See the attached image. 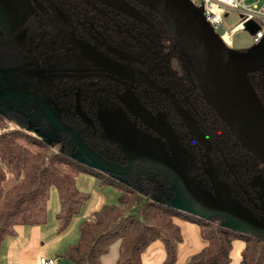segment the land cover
Here are the masks:
<instances>
[{
  "label": "flooded vegetation",
  "instance_id": "af4514ba",
  "mask_svg": "<svg viewBox=\"0 0 264 264\" xmlns=\"http://www.w3.org/2000/svg\"><path fill=\"white\" fill-rule=\"evenodd\" d=\"M120 2L129 6L131 14H139L145 21L139 22L118 11L115 5ZM162 24L153 11L134 0H0L1 33L11 39L16 33H23V42L16 43L13 51L17 60H23L24 49L31 53L37 72L31 80L34 85L22 87L50 101L51 107L59 112L60 120L85 143V139L96 141L99 151H94L98 155L120 165L126 164L120 147L104 138L98 117H105V111H122L142 135L157 138V134L127 110L122 97L130 96L143 107L150 120L168 129L193 154L194 175L203 185L211 188L202 169L212 167V178L228 186L233 196L246 203L242 192L245 189L257 206H261L250 184L257 178L264 180V165L242 149L229 131L227 135L222 126L198 110L196 102L201 95L198 85ZM29 25L34 28L31 36L27 35ZM26 44L31 46L30 50L25 48ZM44 53L47 60L42 59ZM92 53L106 58L108 66L114 70H121L117 66L120 65L139 73L156 88L106 71L101 67V60ZM170 55L178 59L176 69L170 66ZM248 78L264 109V73L253 72ZM42 79L47 82L44 87L39 84ZM45 87L54 92L40 96L47 90ZM77 106L90 118L91 127L76 113ZM177 109L191 118L205 146L191 136ZM135 170L155 172L141 163L135 165L128 176Z\"/></svg>",
  "mask_w": 264,
  "mask_h": 264
},
{
  "label": "trees",
  "instance_id": "16d2710c",
  "mask_svg": "<svg viewBox=\"0 0 264 264\" xmlns=\"http://www.w3.org/2000/svg\"><path fill=\"white\" fill-rule=\"evenodd\" d=\"M162 27L165 29L163 24ZM33 31L29 25L27 35L31 36ZM166 33L176 45L167 30ZM25 48L30 50L31 46L26 44ZM169 58L171 68L176 69L178 59L172 55ZM20 60L26 68L34 70L33 58L27 50L24 49V61ZM32 79L33 76L22 78L19 86H33ZM39 82L41 87L47 83L44 79ZM45 88L40 96L54 92ZM196 105L228 135L227 128L201 95ZM85 141L99 151L96 141ZM76 152L71 135L50 124L33 98L17 96L0 101V246L6 238L16 235L19 226L47 224L52 192L58 204L54 215L56 233L62 235L70 231L73 218L89 199L88 194L76 187L77 176L86 172L93 175L99 185L117 189V202L103 205L94 212V221H82L78 225L76 243L58 253V260L66 264H103L102 258L116 243V264H142V254L159 240L166 252L163 264H173L176 246L182 241L180 228L173 221L179 218L196 223L205 243L185 264H229L233 243L238 240L244 242L239 264H264V235L238 234L224 229L216 217L207 221L169 208L166 205L169 179L162 174L135 170L126 180L118 181L78 162L74 158Z\"/></svg>",
  "mask_w": 264,
  "mask_h": 264
},
{
  "label": "water",
  "instance_id": "95a60500",
  "mask_svg": "<svg viewBox=\"0 0 264 264\" xmlns=\"http://www.w3.org/2000/svg\"><path fill=\"white\" fill-rule=\"evenodd\" d=\"M134 1L150 9L161 19L178 46L187 68L193 74L204 102L240 147L264 165V109L248 78L253 72L264 73V39L243 50L233 49L224 44L203 14L189 0ZM115 6L118 11L135 20L145 21L141 15L131 14L127 4L120 2ZM247 29L250 32L255 30L252 27ZM92 54L101 60V67L106 71L156 88L139 73L120 65L117 66L123 71L114 70L108 66L106 58ZM90 59L97 63L95 59ZM17 96L33 98L50 124L58 131L72 136L77 150L74 158L87 168L122 181L128 177L135 165L147 164L155 173L169 179L171 197L166 199L169 208L207 221L216 217L221 220L224 229L238 234L264 235V209L261 207L264 206V180L257 178L255 183L250 184L261 206H257L255 199L245 189L242 192L247 204L233 196L228 186L212 178V167L202 169L211 184V188H207L194 175L193 154L168 129L150 120L148 113L134 98L122 97L124 105L134 117L157 134V138L142 135L122 111L123 114L105 111V117H98L104 138L117 144L126 159V164L120 165L90 149L70 126L60 120L59 112L51 107L50 101L39 98L36 93L22 87L13 92H5L0 96V101ZM76 110L79 117L91 127L90 118L79 106ZM177 110L191 136L205 146L204 139L194 129L191 118L182 110Z\"/></svg>",
  "mask_w": 264,
  "mask_h": 264
},
{
  "label": "crops",
  "instance_id": "0c3cea01",
  "mask_svg": "<svg viewBox=\"0 0 264 264\" xmlns=\"http://www.w3.org/2000/svg\"><path fill=\"white\" fill-rule=\"evenodd\" d=\"M104 203L105 199L103 197L96 207L87 209V211L83 213V217L89 218L94 212L99 210ZM57 210L58 204L56 194L52 192L48 204L47 224L43 226L17 227L16 235L6 238L0 246L1 263L37 264L39 257H46L48 254L56 258V255L66 247H59L61 240L69 239L74 235L72 228L66 234L58 235L56 233L54 215ZM173 221L180 228L182 235V241L176 246V259L173 264H185L187 258L198 253L205 246V243L199 236V228L196 223L179 218H174ZM3 245L6 246L3 254H1ZM117 246L118 245L115 243L110 247L109 253L102 258L103 264H108V262L109 264H116ZM243 247L244 242L240 240L233 243L231 261L229 264H239L240 253ZM141 259L142 264H163L166 259V252L162 242L157 240L148 246L142 254Z\"/></svg>",
  "mask_w": 264,
  "mask_h": 264
},
{
  "label": "rangeland",
  "instance_id": "374dc122",
  "mask_svg": "<svg viewBox=\"0 0 264 264\" xmlns=\"http://www.w3.org/2000/svg\"><path fill=\"white\" fill-rule=\"evenodd\" d=\"M238 20L239 19L236 13H230L229 17L225 19V24L228 28H231L232 26H235L238 23ZM4 27L8 26L4 25ZM2 33L0 31V94H4V92H13L22 88V86H19V83H21L20 80H22V78L37 74L35 70L31 71L30 69L26 68V66L21 64L19 60H17V56L13 51V47L16 43L21 44L23 42V33H16L14 39H11L10 37L8 38L7 35L5 36ZM232 40V47L237 49L249 48L252 45L251 34L250 31L247 29L236 31L232 37ZM45 53L47 54V51ZM45 53V58L42 59L47 60L48 56H46ZM96 180L97 179L93 175L86 172L80 173L77 176V189L81 192H84L85 194H88L89 199L81 208L80 213L73 218L72 223L74 224L71 223V228L73 229L74 235L69 239H62L59 247H65L67 245L76 243L78 239V225L82 221H94L93 216H90L89 218H84L83 213L86 212L87 209L96 207L101 198L104 197L105 199L104 205L116 204L119 193L117 189L109 185H99ZM7 185H9L8 182ZM168 191L169 196L167 195L166 199H168L171 195L170 190ZM5 246L6 245H3L1 249V254H3ZM46 257H51V255L48 254V256ZM60 261L62 264H66V262L62 260ZM0 262H2V259H0Z\"/></svg>",
  "mask_w": 264,
  "mask_h": 264
},
{
  "label": "built area",
  "instance_id": "2783aa9c",
  "mask_svg": "<svg viewBox=\"0 0 264 264\" xmlns=\"http://www.w3.org/2000/svg\"><path fill=\"white\" fill-rule=\"evenodd\" d=\"M205 17L224 44L233 46L232 37L238 30L255 28L250 32L252 45L264 39V0H189ZM230 13H236L238 23L231 28L225 24ZM249 30V29H247ZM37 264H62L54 257H39Z\"/></svg>",
  "mask_w": 264,
  "mask_h": 264
}]
</instances>
